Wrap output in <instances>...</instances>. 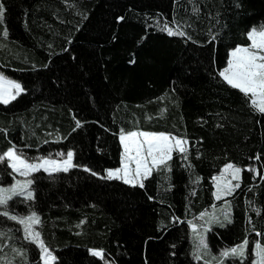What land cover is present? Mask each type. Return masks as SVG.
Segmentation results:
<instances>
[{
    "label": "trees",
    "instance_id": "trees-1",
    "mask_svg": "<svg viewBox=\"0 0 264 264\" xmlns=\"http://www.w3.org/2000/svg\"><path fill=\"white\" fill-rule=\"evenodd\" d=\"M2 2L0 36L4 28L8 36L0 38V72L26 91L0 105V151L10 143L28 157L72 149L74 163L106 175L120 165V129L188 140V161L173 154L170 190L155 173L143 189L82 168L36 174V199L17 198L13 210L40 214L37 229L57 264H204L193 258L188 221L223 203L212 178L227 163L241 167V187L225 197L232 222L207 233L211 252L261 239L250 228L264 232V114L218 73L230 49L249 45L246 33L264 24V0ZM165 22L187 36L161 31ZM77 121L82 127L73 131ZM11 180L0 166V184ZM0 231V244L9 245L1 255L12 260V247L22 248L29 264H42L18 223L0 216ZM91 249H103L105 260Z\"/></svg>",
    "mask_w": 264,
    "mask_h": 264
},
{
    "label": "snow or ice",
    "instance_id": "snow-or-ice-1",
    "mask_svg": "<svg viewBox=\"0 0 264 264\" xmlns=\"http://www.w3.org/2000/svg\"><path fill=\"white\" fill-rule=\"evenodd\" d=\"M193 11L198 12L199 9L194 8ZM5 13V5L0 0V25L4 24ZM119 19L122 20L123 17ZM158 27L161 31H166L169 36H187V33L181 30L179 26L174 30L168 26L167 22L162 25L158 24ZM7 36L8 31L4 28L0 38ZM246 36L250 44L247 46L237 45L232 48L228 54L226 66L219 71L218 75L232 89L239 90L247 101H250V107L256 112L264 114V24L259 27H252ZM188 39L190 40L191 37L188 36ZM216 39L217 37L213 35L212 41L214 42ZM131 62L134 63V60ZM25 91L26 88L20 82L9 79L0 72V105H10ZM80 127L82 125L77 121L73 131ZM0 132L6 135L5 129H0ZM57 142H59V138ZM119 142L123 148L120 167L104 170L106 175L93 171L87 165L74 163L76 153L72 149H68L66 152L57 151L54 156L53 153H48L47 155L28 157L23 148L10 143L6 150L0 151V166H3L4 171L10 176L18 174L19 177L23 178H14L12 184L0 186V209H2L0 216L15 221L22 227L23 239L37 248L42 264H57L58 258L54 254V250L42 239L41 232L37 229V226L42 224L40 214L35 210H30L27 214L22 215L11 208V204L17 198H22L20 202L26 204L36 199L34 187L37 179L36 174L46 173L49 177H53L60 173H69L74 168H82L85 172L99 176L101 179L118 180L126 185L139 186L143 189L145 181L155 173L161 175L162 179L168 183L169 187L165 190H170L169 174L172 170L173 154H178L182 161L189 160L188 140L170 133L120 129ZM24 147H28V145ZM256 159H260L259 155ZM186 167L190 170L192 165L188 163ZM241 171V167L233 163L225 164L220 174L212 178L215 187L213 196L215 200L223 201V204L218 210L217 206L213 205V210L210 213L201 212L198 219L203 222L202 224L188 221L192 230V255L195 260H203L204 264H230V262L231 264H264V232L257 231L251 218H249V223L252 224L250 232L254 233L256 237H261V239H250L246 236L240 243L221 249L218 255L212 254L207 241V233L211 231L212 225L226 227L232 222L231 210L233 205L225 197L232 196L236 189L241 187ZM248 171H253V169L249 168ZM149 199L153 198L149 197ZM251 204L250 201V207ZM252 211L256 212L257 215L260 214L259 208H252ZM5 235L6 233L0 231V239ZM9 239L12 238L9 237ZM8 246L0 244V252ZM172 247L174 248L175 245ZM12 252L14 254L13 259H6V255L0 256V264H15L17 257L21 259L22 264H29L24 249L12 247ZM90 254L100 260H105L103 249H91ZM105 264H108V261L105 260Z\"/></svg>",
    "mask_w": 264,
    "mask_h": 264
},
{
    "label": "rangeland",
    "instance_id": "rangeland-1",
    "mask_svg": "<svg viewBox=\"0 0 264 264\" xmlns=\"http://www.w3.org/2000/svg\"><path fill=\"white\" fill-rule=\"evenodd\" d=\"M224 68V67H223ZM222 68V69H223ZM221 69V70H222ZM134 131H143V130H134ZM147 131V130H146ZM149 132V131H148ZM156 133V132H155ZM160 133V132H159ZM122 151H123V149H122ZM122 155V154H121ZM36 156H40V155H35V156H33V157H36ZM118 167H120V165L118 166ZM115 168H117V167H114V168H110V169H115ZM10 171V170H9ZM217 176V175H216ZM14 178L15 179H23L22 177H19V175L18 174H13V176H12V180L10 181V182H8V183H4V184H0V186H8V185H10V184H12L13 182H14ZM233 183H236V181H233ZM213 189H215V187H214V184H213ZM17 202H19V201H17ZM17 202H14V203H12L11 204V208L13 209V208H15V206H16V203ZM221 204H223V203H220L219 204V206H217V210L219 209V207L221 206ZM17 208V207H16ZM213 210V209H212ZM211 210V211H212ZM0 211H2V209H0ZM29 212V211H28ZM28 212H26V213H21L22 215L23 214H27ZM202 212H205V211H202ZM210 213V212H209ZM203 222L202 221H200L199 219H198V223L197 224H202ZM21 230H22V227H21ZM22 236H23V233H22ZM226 247H228V245H226ZM221 249H223V248H220V249H218L217 251V253H214L213 255H218V253L220 252V250ZM6 255V259H8V260H11V258H12V256H10L9 254H0V256H5ZM106 261H108L107 259H106ZM104 263H105V261H104ZM108 264H112L111 262H109L108 261Z\"/></svg>",
    "mask_w": 264,
    "mask_h": 264
},
{
    "label": "crops",
    "instance_id": "crops-1",
    "mask_svg": "<svg viewBox=\"0 0 264 264\" xmlns=\"http://www.w3.org/2000/svg\"><path fill=\"white\" fill-rule=\"evenodd\" d=\"M122 146V145H121ZM123 149V148H122ZM122 154V153H121ZM216 176V175H215ZM213 184H214V181H213Z\"/></svg>",
    "mask_w": 264,
    "mask_h": 264
}]
</instances>
